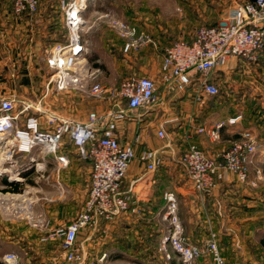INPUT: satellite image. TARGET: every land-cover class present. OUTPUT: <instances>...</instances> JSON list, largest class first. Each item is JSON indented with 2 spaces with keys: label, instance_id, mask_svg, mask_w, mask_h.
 I'll return each instance as SVG.
<instances>
[{
  "label": "crops",
  "instance_id": "1",
  "mask_svg": "<svg viewBox=\"0 0 264 264\" xmlns=\"http://www.w3.org/2000/svg\"><path fill=\"white\" fill-rule=\"evenodd\" d=\"M242 1L245 0H230V3ZM60 2L38 0L34 13L15 14L12 0H0V96H15L32 103L45 101L43 96L37 98L42 86L44 90L46 81L45 71L48 69L45 57L49 48L63 41L65 36ZM228 8L227 0H156L158 13L155 20L146 17L143 26L129 22L153 39L152 43L132 51L139 53L140 66L137 70L155 81L161 98L159 78L163 52L160 55L155 48L161 50L167 44L179 40L191 42L198 26L216 24L226 15ZM105 14L110 13L100 12L95 0L88 4L83 12L85 22L82 31L86 44H91L97 37L100 17L105 18ZM118 40L123 42L120 37ZM241 62L231 58L224 67L236 68ZM91 70L95 77L97 68ZM225 71L228 73V70ZM18 92L34 94L35 98L27 94L19 95ZM194 94V83H191L184 91L171 92L164 96L163 101L139 109V118L130 117L117 122L116 138L121 144H133L134 149V157L120 185V190L128 197V207L109 219L101 217L95 225L78 231L75 246L82 260L78 263L62 260L59 241L54 240L46 243L58 242L54 259L59 256V260L46 263L44 260L32 262L27 259L26 264H118L126 258L138 262H162L159 243L167 225L163 219V193L166 190L173 191L177 198V217L189 243L202 245L209 232L214 231L222 235L220 249L227 264H264V245L259 243L264 235V214H260L257 227L252 228L251 224H254L257 216L244 217V192L238 189L235 179H224L212 192H198L178 161L188 142L205 148L204 138L207 136L196 133L195 129L201 125L198 117L205 114L206 107L195 100ZM106 103L110 107L108 100ZM237 115L241 116L239 112ZM86 117L69 118L83 122ZM161 124L166 132L164 138L156 134ZM254 124L259 125L256 121L247 120L244 130L254 131ZM136 134L139 139L134 142ZM145 149L155 150L161 158V164L154 170H148L146 162L140 158ZM209 151L212 157L220 152L213 149ZM57 154L66 157L64 166L58 167L52 155L45 158L49 184H58L64 193V199L58 205L50 204V210L54 211L49 220L50 228L66 224L75 217L90 185L92 162L78 152L67 136L63 137ZM257 155L254 157L257 158ZM261 191L256 197L260 203L258 209L264 202V187ZM217 198L221 199L222 210L214 205L218 202ZM245 226L249 232L253 230L260 233L250 247L245 245ZM35 240L34 243H39L37 237ZM202 261L205 264V260ZM18 264L23 262L18 259Z\"/></svg>",
  "mask_w": 264,
  "mask_h": 264
},
{
  "label": "built area",
  "instance_id": "2",
  "mask_svg": "<svg viewBox=\"0 0 264 264\" xmlns=\"http://www.w3.org/2000/svg\"><path fill=\"white\" fill-rule=\"evenodd\" d=\"M92 1L61 0L65 36L63 41L49 48L45 57L49 74L43 97L86 91L93 98H106L111 104L107 111L102 114L91 111L85 121L79 122L48 110L42 106L41 100L32 103L15 96H0V139L9 136L3 143L10 144V155L28 154V160L34 162L36 170L45 168V158L52 155L57 166L61 167L67 159L57 151L63 137L67 136L78 152L92 162L88 194L75 217L54 228H50L48 222L39 225L43 231L40 241L58 240L60 257L69 263L82 260L75 246L79 230L95 225L101 217L109 219L128 207V197L120 190V185L134 157V149L133 144H121L116 138L117 122L130 117L139 118V109L163 101L164 96L171 92H182L191 83H194L196 101H200L203 95H214L217 92L216 84L211 81L214 70L226 65L231 58L254 61L264 51V0L234 2L216 24L198 26L191 42L174 41L164 48L159 78L162 98L155 81L147 75H128L110 88L97 81L87 86L84 81L94 79V72L85 59L87 44L82 37L83 12ZM37 6L38 0H12L15 14H32ZM105 18L123 40L125 51L138 50L153 42L152 37L136 25L110 14H105ZM17 102L20 103L19 110ZM239 117L236 115L229 121ZM220 126L200 125L195 131L216 140ZM165 133L161 124L156 134L164 138ZM138 139L136 134L134 142ZM262 147L264 137L256 138L248 129L231 140L216 157L208 156L195 143L188 142L178 161L196 191L211 192L228 174L239 182L245 181L247 168ZM140 158L146 162L148 170H154L161 164L160 156L153 149L143 150ZM163 199V219L167 223L159 243L163 256L169 257V249L178 256L181 264H195L203 255L209 256L211 264H226L217 233L210 231L202 245L189 243L177 217L174 192L164 191ZM3 261L18 264L13 253H5Z\"/></svg>",
  "mask_w": 264,
  "mask_h": 264
},
{
  "label": "rangeland",
  "instance_id": "3",
  "mask_svg": "<svg viewBox=\"0 0 264 264\" xmlns=\"http://www.w3.org/2000/svg\"><path fill=\"white\" fill-rule=\"evenodd\" d=\"M95 1L100 12H108L120 20L140 26L146 17L149 20H155L158 13L156 11V0ZM232 4L230 0H227L229 8ZM99 22L98 35L91 44H87L88 47L85 53L88 65L94 70L97 68V71L94 79H86L84 83L89 86L93 81H97L105 88H110L117 86L128 75H143L137 70L140 66L138 51H125L123 42L120 43L118 35L108 25L107 20L100 17ZM162 49L155 48L160 55ZM155 61L156 59H154ZM225 70H228V73ZM45 73H47V76L49 70ZM212 73L214 76L220 74L217 77L218 80H215L218 92L214 96L203 95L201 97L199 102L206 107V112L198 117L201 125L207 127L221 124L218 139L204 138L205 148H202V150L211 157V153H208L209 150L213 149L219 152L225 149L231 140L237 138L244 131L247 120H253L259 124L257 126L254 124V131H252L256 138L264 137V51L253 62L246 61L231 69L222 66ZM43 93L42 86L37 98L43 96ZM17 94H27L31 98H35L34 94L26 92H18ZM226 97H229V100H226ZM44 99L45 101L43 100L41 103L42 106L71 118L85 117L91 111L100 114L109 108L106 98H93L86 91L80 90L51 94L44 97ZM19 104L17 102V110L20 109ZM238 112L241 114L240 118L230 122L229 119L236 116ZM8 137L0 139V262L7 264L3 261L5 253L15 254L23 264H26L27 259L32 262L44 260L46 263L59 260V256L54 259L58 251V242L46 243L40 241L43 231L39 227L41 223H49L51 216L54 214V211L50 210V204L58 205L60 200L64 199L62 188L58 184H49L47 167L36 170L34 162L29 161L28 156L25 154L13 153L10 155V144L5 145L3 143L9 139ZM256 155L257 158L254 157L255 159L247 168L245 181L239 182L230 174L225 178V180L234 178L235 183H238V189L244 192V217L257 216L254 224L251 222L252 228L257 227L260 214H264V202L258 209L260 203L256 199L262 193L261 188L264 187L262 186V183H264V147L260 148ZM15 176L18 177L17 180L14 179ZM3 180L20 183L19 189L14 191V186L3 183ZM50 198H52V201H49ZM217 199L218 202L214 205L219 206L222 210L221 199ZM166 227L165 224V229ZM246 229L244 234L245 245L250 247L252 241L257 240L260 233H255L253 230L249 232L247 227ZM36 237L39 243H34ZM217 238L221 248L222 235L217 233ZM167 252L169 257L163 256V261H158V264H181L174 252L169 249ZM202 259L205 260V264H211L209 256L203 255L200 262ZM200 262L196 260L195 264H203V261ZM118 264L156 263L143 262L142 260L138 262L136 259L126 258Z\"/></svg>",
  "mask_w": 264,
  "mask_h": 264
},
{
  "label": "trees",
  "instance_id": "4",
  "mask_svg": "<svg viewBox=\"0 0 264 264\" xmlns=\"http://www.w3.org/2000/svg\"><path fill=\"white\" fill-rule=\"evenodd\" d=\"M169 44H171V43H169ZM169 44H167V45H169ZM166 45V46H167ZM165 46V47H166ZM164 47V48H165ZM164 48H163V50H162V52L164 51ZM253 62L252 60H242V62ZM214 75H212V77H211V81H213L215 84H216V82H215V80L217 81L218 80V76H220V74L217 76V74H215V76L213 77ZM216 78V79H215ZM216 86H217V84H216ZM217 92H218V88H217ZM216 92V93H217ZM215 93V94H216ZM214 94V95H215ZM214 95H210V96H214ZM228 147V146H227ZM226 147V148H227ZM224 150V149H223ZM3 183H5V184H9V185H13L14 186V188L13 189H15L14 191H16L17 189H19V186H20V183H17V182H15V183H13V182H7L6 180H3ZM259 243L261 244V245H264V235L259 239ZM0 264H2L1 262H0Z\"/></svg>",
  "mask_w": 264,
  "mask_h": 264
},
{
  "label": "bare ground",
  "instance_id": "5",
  "mask_svg": "<svg viewBox=\"0 0 264 264\" xmlns=\"http://www.w3.org/2000/svg\"><path fill=\"white\" fill-rule=\"evenodd\" d=\"M14 179H16V180H17V179H18V177H17V176H15V177H14Z\"/></svg>",
  "mask_w": 264,
  "mask_h": 264
}]
</instances>
